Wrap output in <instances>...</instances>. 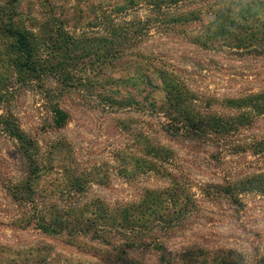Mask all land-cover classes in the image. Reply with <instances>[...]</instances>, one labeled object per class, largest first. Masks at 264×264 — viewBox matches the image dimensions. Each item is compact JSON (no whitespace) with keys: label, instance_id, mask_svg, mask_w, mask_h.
Here are the masks:
<instances>
[{"label":"rangeland","instance_id":"374dc122","mask_svg":"<svg viewBox=\"0 0 264 264\" xmlns=\"http://www.w3.org/2000/svg\"><path fill=\"white\" fill-rule=\"evenodd\" d=\"M11 24L41 80L20 72ZM249 26L261 36L264 0H0V264H264V42ZM177 108L242 122L176 133ZM9 122L35 142L34 179Z\"/></svg>","mask_w":264,"mask_h":264},{"label":"trees","instance_id":"16d2710c","mask_svg":"<svg viewBox=\"0 0 264 264\" xmlns=\"http://www.w3.org/2000/svg\"><path fill=\"white\" fill-rule=\"evenodd\" d=\"M171 1H180V0H171ZM247 14H251L250 11H247ZM252 14L249 17L252 18ZM247 19V18H245ZM228 16L226 19L224 18L223 23H218L216 25L217 32L222 33L221 35H228ZM248 33L245 35V39L249 41L251 44L254 41L264 42V31L261 32V36L256 37L255 32L252 27L249 26L247 28ZM9 37L13 38L15 43V50L17 54H19L20 60L17 64L19 66L20 72L25 76L26 79L30 77H35V79L41 80L43 78V74L46 69L41 63V58L38 55L37 45L34 42V39L31 38V35L27 32L14 27L13 24L5 27L4 31ZM121 35H112L111 37L105 38L103 42L104 46V60L112 57L114 54L120 52V49H116L115 45H118L119 48L123 47L122 42H118V39L124 37V33L120 32ZM115 48V49H114ZM170 119V123L168 124L169 130L174 132H180L182 129H186V131L195 134L196 136H210V135H226L228 132L232 131L237 125H239L242 120L232 119L228 120V118L218 116L216 114H200L195 113L194 111L190 112L188 110H182L177 108L176 113H169L168 115ZM66 120V113L61 110H57L55 122L57 125L62 126ZM12 125V132H14V136H16L25 146V157L28 160L29 174H31V178L34 179L39 174V165L37 160L31 155L30 151L34 148L35 142L33 139L29 138L25 133L18 131V128L14 125V123H10ZM259 146L264 145V141L259 142ZM31 179V180H32ZM259 183V188L264 192V174H261L256 179ZM218 190V194L227 195L228 196V186L226 188L215 187ZM15 191V195L17 196L19 192L27 190V192L32 191V186L27 185L25 187L17 186L13 188ZM193 206L192 204L186 205V208H190Z\"/></svg>","mask_w":264,"mask_h":264}]
</instances>
